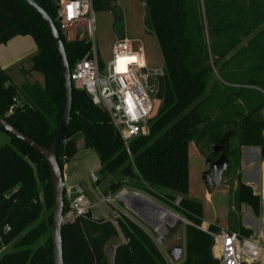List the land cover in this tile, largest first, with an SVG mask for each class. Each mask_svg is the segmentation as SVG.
Returning <instances> with one entry per match:
<instances>
[{
  "label": "trees",
  "instance_id": "trees-1",
  "mask_svg": "<svg viewBox=\"0 0 264 264\" xmlns=\"http://www.w3.org/2000/svg\"><path fill=\"white\" fill-rule=\"evenodd\" d=\"M35 1L55 22L72 69L90 53V42L67 41L51 0ZM93 1L96 12L106 11L114 0ZM145 6V26L157 39L164 63V95L149 135L130 143L129 158L109 115L73 85L71 120L58 148V162L63 173L64 163L78 153L73 137L81 134L84 148L96 153L100 174L112 177L107 195H117L126 186L158 200L162 194L179 195L177 210L192 223L185 227V258L180 264H220L213 256V238L196 227L204 220L203 203L187 197L188 145L194 142L213 160L218 155L212 151L220 146L236 168L241 167L244 147L259 148L264 157V0H145ZM108 11L113 30L121 34L122 10ZM22 36H32L38 46L32 69L44 82L18 88L0 70V117L49 149L65 105L60 56L37 11L22 0H0V45ZM6 134L11 143L0 147V248L13 247L0 255V264H54L48 164L30 146ZM236 194L237 203L259 217L261 197L241 180ZM69 211L64 194V216ZM119 217L114 223L89 214L67 222L62 228L64 264H110L106 248L120 235L124 240L115 245L113 264H170L144 229ZM220 229L209 227L211 233ZM229 230L254 235L239 221Z\"/></svg>",
  "mask_w": 264,
  "mask_h": 264
},
{
  "label": "rangeland",
  "instance_id": "rangeland-1",
  "mask_svg": "<svg viewBox=\"0 0 264 264\" xmlns=\"http://www.w3.org/2000/svg\"><path fill=\"white\" fill-rule=\"evenodd\" d=\"M93 5L94 1L92 0L91 10L95 18L94 36L100 58L104 62L111 60L112 48L117 39L126 37L130 40H139L142 42L144 48L145 62L148 69L156 71V73L162 76L164 63L157 39L145 26V22L147 21L145 0H114L106 5V11L96 12ZM113 7L120 8L123 13L124 21L121 30H119L121 34L116 33L112 28L113 17L108 10ZM63 37L67 41L89 40L87 24L75 26L63 33ZM37 52L38 46L32 36L16 37L7 44L0 45V70H4L12 83L18 88L22 87L27 82L43 84L44 78L42 74L32 69L33 64L31 59ZM213 83L214 80H211V84ZM261 94L264 96L263 91H261ZM261 113L264 114V109ZM75 136H77V134ZM9 138L10 137L6 133L0 131V147L6 145V143L8 144ZM78 143L81 149L80 153L76 156L75 160L72 161L73 165L70 164V166L75 175H77L79 187L84 190L88 201L91 203L93 214L97 215L99 218L111 221L117 218L119 219V215L126 216L146 230L157 244L167 262L171 264V260L167 257L169 250L174 246L184 245L185 247V227L187 225H192V223L188 222L180 211L177 210L179 206V195L169 193L171 195L168 197V195L162 194L161 200H158L145 192L132 189L130 186L124 187L120 192H132L134 195L138 196V198L151 203L156 209V211L151 212L149 216L142 214L139 207L135 206L136 203L130 202L131 196L129 197V195H127L124 196L122 200H116L115 198L120 192L117 195L112 193L107 195L106 192L109 189L112 177L108 176V179H104L100 174L102 168L96 153L90 149H83L80 141ZM205 156L206 159L203 162L191 151L189 159V192L187 197L200 200L203 203L205 211L203 223L200 226H196L197 229L202 232H204V230L210 231L209 227L214 224L218 227L223 226L225 228L227 226L236 225L238 221L243 225L244 222L249 223L250 220L262 221V226L264 228V209L261 208L258 217L255 216L253 212L252 214L250 213L251 209L247 205H240L237 203L236 190L238 183L240 180L242 182V178L244 179V177L249 174V169H246L244 173V167L242 165L236 168L233 164H229L230 166L224 173L221 184L216 188L208 189L203 183V176L205 172L208 171L206 161L210 156L208 153H205ZM218 157L220 156L218 155ZM263 161L264 157L262 158V162ZM206 168L207 170H205ZM91 173H93L98 180L96 183L91 178ZM253 187L256 188L257 186L253 185ZM207 195L208 197L210 196L209 199ZM108 196H112V200L110 202L104 201ZM229 202L230 204H228ZM160 212L165 213L164 219L161 218ZM65 220L67 221L68 219L65 218ZM178 221L181 222L177 225L176 223ZM251 230L253 229L251 228ZM253 232L256 238L259 233L256 231ZM123 240V236L120 235L118 240L113 241L112 244L116 245V243L123 242ZM6 247L7 246H5V249L0 255L11 251L13 245L8 248ZM212 252L213 256L216 255V257H218L217 253L214 254L213 247Z\"/></svg>",
  "mask_w": 264,
  "mask_h": 264
},
{
  "label": "built area",
  "instance_id": "built-area-1",
  "mask_svg": "<svg viewBox=\"0 0 264 264\" xmlns=\"http://www.w3.org/2000/svg\"><path fill=\"white\" fill-rule=\"evenodd\" d=\"M91 7L92 0H60V10L56 12L62 34L77 25L87 24L88 27L91 51L75 63L71 69V81L109 115L121 136L127 155L132 159L130 143L136 138L149 135L150 121L156 116L161 104L157 99L158 78H155L161 75L148 69L142 42L126 37L116 40L111 60L104 62L100 58L94 36L95 18ZM14 102L18 104L17 100ZM90 175L96 183L95 175ZM124 193L120 192L115 199L122 200L120 197ZM64 194L70 208L65 216L67 222H74L76 218L89 214L93 219H99L93 214L91 203L81 187L64 182ZM111 200L112 196H108L104 201ZM261 208L264 209L262 201ZM204 232L213 238L214 254L218 255L214 257L220 264H264V237H245L226 228H221L217 233L208 230ZM4 249L5 246H2L0 253Z\"/></svg>",
  "mask_w": 264,
  "mask_h": 264
},
{
  "label": "water",
  "instance_id": "water-1",
  "mask_svg": "<svg viewBox=\"0 0 264 264\" xmlns=\"http://www.w3.org/2000/svg\"><path fill=\"white\" fill-rule=\"evenodd\" d=\"M27 3L32 9L37 11L39 16L43 19L47 25L52 38L55 42L56 48L58 50L63 78H64V88H65V105L63 116L57 130V133L52 141L49 149H45L37 144L35 141L25 136L11 126L7 121L0 117V127L9 135L15 139L20 140L24 144L30 146L34 151L38 152L47 162L50 170V179L53 189V219L51 228V241H52V252H53V263L54 264H64L63 259V240H62V228L67 223L64 216V175L62 173L61 167L58 162L57 152L58 148L63 142L65 133L70 125L72 108H73V83L71 81V69L68 63V59L65 52V47L63 40L61 38L60 32L57 29L55 22L51 19L46 11L35 0H22ZM51 3L56 11L60 10V0H51ZM159 90L157 99L162 100L164 95V79L162 76L158 77ZM221 147L217 146L213 149L212 154H220ZM229 160L224 154H220V157L216 161H212L209 158L206 161V167L208 171L205 172L203 176V183L208 189L218 187L223 179V175L228 169ZM262 202H264V162L261 171V194ZM130 209V208H129ZM133 209V207H132ZM249 209V208H248ZM131 210V209H130ZM250 210V209H249ZM115 223V221H114ZM106 255L108 262L113 264L115 255V245L110 243L106 248ZM167 257L171 260V264H180L185 258V247L174 246L169 250Z\"/></svg>",
  "mask_w": 264,
  "mask_h": 264
},
{
  "label": "crops",
  "instance_id": "crops-1",
  "mask_svg": "<svg viewBox=\"0 0 264 264\" xmlns=\"http://www.w3.org/2000/svg\"><path fill=\"white\" fill-rule=\"evenodd\" d=\"M73 140L77 144V148H78L77 155H78L81 150L79 147V143H78L79 141L83 149H85L84 148V138L81 134H77V136L73 137ZM10 143H11V138H9V141H8V144ZM191 151L198 157V159L204 162V160L206 159L205 153L200 151V149L196 146L194 142H190L188 145L189 159H190ZM76 156L73 159H71L69 162L64 163V169H63L64 182L68 185H73V186H79L78 179L76 177L77 175H75L72 167L70 166V164L73 165L72 161L75 160ZM262 158L263 157L261 155V151L257 147H244L242 149L241 165L244 167V173L246 172V169H249V174L246 177H244V179L242 178V182L246 185H249L253 189L254 193L258 196H260L261 194V171H262V165L264 162V161L262 162ZM205 170H207V168ZM253 185H256L257 187L254 188ZM209 198L210 196L208 197V199ZM228 204H230V202ZM212 223H215V222H212ZM243 226L252 228L253 231L258 232L259 235L256 238L264 237V228L262 226V221L259 222L256 220L255 221L250 220L249 223L244 222ZM221 228H224V227L222 226ZM225 228L229 229L230 226L229 227L227 226ZM253 236H255V234ZM8 247L9 246H7L6 248Z\"/></svg>",
  "mask_w": 264,
  "mask_h": 264
},
{
  "label": "bare ground",
  "instance_id": "bare-ground-1",
  "mask_svg": "<svg viewBox=\"0 0 264 264\" xmlns=\"http://www.w3.org/2000/svg\"><path fill=\"white\" fill-rule=\"evenodd\" d=\"M127 195H129V197L131 196L130 197V202L136 203L135 206L139 207V210L142 212V214H145V215L149 216V214H151V212H155L156 211V209L153 207V205L151 203L146 202V200H144V199L138 198V196H136L134 194H126V193H124L120 198L122 199L124 196H127ZM160 215H161V218H163V219L165 218V213L164 212H160ZM169 223H171V222H169Z\"/></svg>",
  "mask_w": 264,
  "mask_h": 264
},
{
  "label": "flooded vegetation",
  "instance_id": "flooded-vegetation-1",
  "mask_svg": "<svg viewBox=\"0 0 264 264\" xmlns=\"http://www.w3.org/2000/svg\"><path fill=\"white\" fill-rule=\"evenodd\" d=\"M154 76V75H153ZM155 78H158L157 76H155ZM221 154V153H220ZM220 154H217V155H219L220 156ZM219 158V157H218ZM218 158L217 159H215V160H213L212 159V161H216V160H218ZM209 159V158H208Z\"/></svg>",
  "mask_w": 264,
  "mask_h": 264
}]
</instances>
